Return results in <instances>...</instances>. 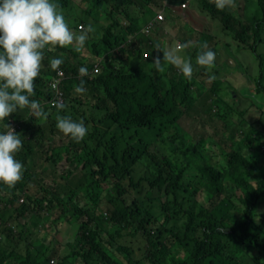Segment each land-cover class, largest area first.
I'll list each match as a JSON object with an SVG mask.
<instances>
[{"label": "trees", "instance_id": "16d2710c", "mask_svg": "<svg viewBox=\"0 0 264 264\" xmlns=\"http://www.w3.org/2000/svg\"><path fill=\"white\" fill-rule=\"evenodd\" d=\"M249 1L250 10L246 12L245 5L241 14V9L218 10L212 0H195L201 12L217 18L239 46L253 53L256 75L252 86L258 93L259 100L254 102L258 108L264 103V0ZM53 2L77 34L92 26L94 31L82 47L90 51L85 59L80 58L82 48L76 46L45 51L30 99L39 102L47 118H37L25 108L0 121V132L8 119L17 124L15 131L21 135L23 148L16 159L25 168L23 180L14 188L0 183V264L53 263L54 240L45 244L33 237L41 215L53 210H58L54 221L78 222L57 264L76 260L78 264H264V211L258 209L264 203V117L252 120L246 115L247 107L242 109L236 122L225 121L237 130L223 129V137L207 146L210 142L185 131L178 119L183 114L197 119L202 113L211 118L213 106L214 115L222 118L219 109L233 107L221 90H235L221 87L217 76L210 89L203 88L202 76L209 71L198 65L191 80L164 59L163 72L154 67L153 58L160 55L143 28L164 9V3ZM152 3L162 7L151 17H142ZM196 33L201 36L193 47L198 54L206 38L205 33L194 31L195 37ZM207 47L221 57L212 45ZM145 50L149 51L147 58L142 56ZM226 52L238 71L244 69L237 55ZM102 56L100 70L91 73L97 57ZM55 58L63 60L59 69L65 75L60 84L66 107L59 112L50 104L54 96L48 85L57 71L50 65ZM80 67L89 73L83 77L84 94L74 90L80 83ZM218 72L216 65L211 75ZM58 114L83 120L88 133L81 142L57 129ZM156 124L158 132L147 141V131ZM131 128L132 135L123 137V131ZM117 132L123 140L131 136L133 140L118 147ZM143 158L148 169L136 175L135 165ZM62 159L69 168L62 170L60 180L55 176L47 186L38 181L40 166ZM32 181L42 191L38 197L30 192ZM21 194L24 202H18ZM11 219L22 227L13 229Z\"/></svg>", "mask_w": 264, "mask_h": 264}, {"label": "clouds", "instance_id": "9594fccd", "mask_svg": "<svg viewBox=\"0 0 264 264\" xmlns=\"http://www.w3.org/2000/svg\"><path fill=\"white\" fill-rule=\"evenodd\" d=\"M212 2L221 11L237 7L236 0ZM183 3L186 4L184 7L186 8L187 3L184 1L181 4ZM160 11L163 12V9ZM93 31L89 25L79 34L74 32L59 10V5L53 0H0V121H5L12 113H17L18 109L25 108L30 109L37 118L46 119L47 113L39 102L30 99L35 94V82L44 66L45 51H55L57 47L82 48ZM196 46L193 41L176 42L163 50V59L179 70L187 80H191L194 67L191 57L186 55V50ZM156 47L159 49V45ZM199 47L201 51L196 56V65L211 71L215 66L216 53L208 49L206 43ZM102 58L103 56L97 57L90 68L91 73L95 64H99L100 70ZM62 63L61 58L50 61L53 70L59 69ZM153 64L158 71L165 70L161 66L159 56L153 58ZM78 72L81 79L74 90L77 94H84L86 88L83 77L89 74L88 69L80 67ZM215 78L214 75L209 76V81ZM232 94L234 96L233 92ZM54 107L59 112L66 105L57 102ZM8 123L9 119L0 132V183L12 189L23 180L25 168L23 163L16 159L17 153L23 148L21 135ZM56 127L64 136L70 137L76 143L81 142L88 133L83 120L75 121L71 116L58 114Z\"/></svg>", "mask_w": 264, "mask_h": 264}, {"label": "rangeland", "instance_id": "374dc122", "mask_svg": "<svg viewBox=\"0 0 264 264\" xmlns=\"http://www.w3.org/2000/svg\"><path fill=\"white\" fill-rule=\"evenodd\" d=\"M78 1L79 0H74V2H78ZM159 1L161 3H165V7L163 9L165 20L162 23L166 27V31L164 30L160 31L161 25H155L144 35L150 36L151 39H153V37H156L158 33L161 34V37H163L164 39L163 41L158 42L154 40V44L156 46L159 45V49L158 48L157 49L160 57L163 56V50L167 49L166 43L173 44L176 43V41H178L179 43H185V41L188 38H190L189 41L198 42L199 39H201V36L198 38L197 33H196L197 37H195L194 30H192L190 27V23H192V25L195 26L196 29L205 33L204 35L206 38L205 40L207 46L208 44L212 45L215 48L216 52L222 54L220 55L221 57L216 56L217 63L215 64L214 68L211 71H209L207 75L202 76V81H203L202 87L203 88L205 87V89H210L211 86H213L212 81H209V76H212L211 74H213V72L216 70V65H217L220 71H227L229 74L228 77L226 74L220 75V78L227 77L226 80L221 81V87H224V89L225 87H228L235 90V91H231L229 89L227 91L221 90L223 98L225 97V100L227 102L231 101V105L233 107V110H227V111H225V108H223L222 110L219 109L220 115H223L222 118H220L219 115L217 114L214 115V110H216V106H213L212 108L213 116L211 118L205 113L199 115L201 117H198L197 119L192 118L190 115L183 114L178 119L180 126L188 133L190 132L195 138L206 139L207 140L206 142H210L207 143L208 144L207 146H210L212 140L218 139L220 135L222 136L221 132L223 131V129L226 131H229L231 129V132H235L237 130V127L235 126L225 125V121H227L230 118L232 121L236 122L238 112L241 111L242 109L247 107L246 115L250 114L252 116V120L253 119L257 120L260 117H264V103L262 104V106H260L261 108L260 107L257 108L254 104V102H258L259 99H258V93L253 90V86H252V83L254 81L253 76L256 75L254 71V67L256 66V63L255 60L253 59V53L250 52V50L246 46L244 45L239 46L236 43V41L233 39L231 33L227 32L222 27L221 22L217 18L207 17L203 14V12H200V10H198L199 4L197 5V2H195V0H191V4L193 5L189 4L188 8L186 7L187 9L184 8L188 10V12L185 13L184 12L185 10L184 11L182 10L183 13H181L180 15H175L169 10L168 4H166L169 0H159ZM181 3H176V5H180ZM236 3H237L236 8L234 9L226 8L224 10L227 11L230 10L231 12H238L241 9L239 12L243 14L244 13L243 6L245 5H246V12L250 10L251 2L249 0H236ZM169 4L174 5L171 2H169ZM194 4L197 5L198 7L195 6ZM147 6L148 7H146L147 8L146 12L142 15V17L145 18L151 17V15L154 12H156L158 9L160 10V8L162 7V6L158 7L157 5H155V3L149 4ZM166 12H167V16H166ZM101 19L102 16L99 18V20ZM190 34L191 35L194 34L193 38L191 37ZM212 37L214 38V40L212 43H210L209 41H211ZM226 41H229L227 46L224 45ZM89 51L90 50L88 49L86 50V48H82L80 51L81 52L80 58L82 59L88 58ZM145 51L146 53H148L149 56V51L148 50ZM192 51L193 54L190 53L189 56L190 57L192 56L193 67L196 68L197 65L195 59L197 54H195L196 51L194 48L192 49ZM226 51H230L233 54L237 55L239 61L241 62V65L244 66V69H242L241 67V70L238 71L236 62L231 57H228ZM148 56L143 58H147ZM219 58H223L229 64L224 60H223L224 63L221 62L220 64H218L220 61ZM245 64L246 66L248 65L247 67L250 69L246 70L245 68L247 67H245ZM234 78L236 79L237 82L235 81ZM232 80L235 81V84H232ZM232 92L234 93V96ZM226 94H228L229 96L232 95L233 97L231 98L229 96H225ZM207 105L208 106L210 105L209 101ZM4 126L5 124L2 125V129ZM258 126L261 127V125L259 124ZM132 132H133V128H131L130 130L123 131V137L124 135L126 136L130 134L132 135ZM157 132H158V125L156 124L154 127H152L147 131V134L145 135L146 140L148 141L149 139H151L154 136V134ZM117 135L119 136V143L117 145L118 147H122L123 145H125V140H131V141L133 140L132 136L129 139L124 138L123 140V137H121V134L119 132H117ZM119 154L121 155V153ZM147 165H148L147 160L145 158L141 159L140 164L135 165L136 175L143 173L145 168L148 169ZM67 168L69 167L65 159L55 160L54 162L50 160L37 169V175H38L37 179L46 186L47 184L52 185L51 183L52 179H54V177L57 176V180H60L59 175L62 174V170L65 171L67 170ZM86 174L88 175L89 173L86 172ZM187 178L188 177H186V179ZM37 187H38L37 184L34 181H32L30 192H32L33 195L38 197L42 194V191L38 190ZM18 198H23V202L25 200L24 194H21ZM258 206H259L258 209L260 211H264V203L261 202ZM102 208L104 207H100V211L104 212L103 213L104 215L106 213L105 210ZM57 214H58V210L56 211L53 210L51 214H49V211H46L41 215L40 223L35 228H33V237H36L39 240H43L45 244H48L49 242H52L54 240V247L56 250V254H53V256L51 257L53 258L54 261L53 263L50 262V264H57V257L59 255V252L67 250L66 243L67 241H71L73 239V236L78 226V222L72 223L62 220L54 221V218L57 216ZM47 217L48 219H46ZM10 221H11L10 224H13L16 230L22 227L19 224L15 223L12 219ZM46 233L48 235H45ZM49 235L51 236L49 237ZM118 257L122 259L119 255ZM77 262H78L77 260L76 262L74 261V264L79 263Z\"/></svg>", "mask_w": 264, "mask_h": 264}, {"label": "built area", "instance_id": "2783aa9c", "mask_svg": "<svg viewBox=\"0 0 264 264\" xmlns=\"http://www.w3.org/2000/svg\"><path fill=\"white\" fill-rule=\"evenodd\" d=\"M186 6L185 3L181 4V7L184 8ZM164 21V14L162 11H158L155 16L151 19V21L148 23V25H146L143 28V32L146 33L150 30V28H153L155 25H158L160 22ZM79 28H81V26H78ZM147 54L146 52L143 53V57H146ZM99 70V64H95L93 69H92V73H97ZM64 73L61 69H57L55 77L52 81L49 82V90H51L52 94H53V98L50 101L51 105H55L57 102H63V100H65V95L63 93V90L61 89V80L64 78ZM8 125H10L14 130L17 128V124L12 121L11 119H9V123ZM5 131H7V127L5 129ZM4 131V132H5ZM23 198H19L18 202H22ZM9 225L13 228L16 229L15 226L13 224Z\"/></svg>", "mask_w": 264, "mask_h": 264}, {"label": "crops", "instance_id": "0c3cea01", "mask_svg": "<svg viewBox=\"0 0 264 264\" xmlns=\"http://www.w3.org/2000/svg\"><path fill=\"white\" fill-rule=\"evenodd\" d=\"M186 2L187 3V8H188V6H189V4H190V2H189V0H183L182 2ZM165 4V3H164ZM166 4H168V8H169V10L172 12V13H174L175 15H180L181 13H183L182 12V10L185 12V13H187L188 12V10H186V9H182L181 7H180V5H176V4H174V5H170L169 4V2H167ZM198 7V6H197ZM198 10H200V12L202 11L201 9H200V7H198ZM204 14V13H203ZM205 15V14H204ZM166 16H167V12H166ZM206 16V15H205ZM208 17V16H207ZM190 27H191V29L192 30H194V31H197L198 29H196V27L195 26H193L192 25V23H190ZM162 30H164V31H166V27L163 25V23L161 24V28H160V31H162ZM199 31V30H198ZM153 39L154 40H157L158 42L160 41H163L164 39H163V37H161V34L160 33H158L157 34V36L156 37H153ZM175 42V41H174ZM176 42H178V41H176ZM166 43V42H165ZM174 44V43H173ZM173 44H170V43H166V46H167V48H170L171 46H173ZM220 49V48H219ZM189 54H190V52L188 51V49H187V51H186V55L187 56H189ZM220 55H222V54H220ZM160 57V56H159ZM161 58V60L163 59V56L162 57H160ZM220 59V61H219V63L218 64H220L221 63V61H222V59L223 58H219ZM215 72V71H214ZM222 74H226L227 75V77H228V72L227 71H220V72H218V73H215V76H217L221 81H223V80H226V78H220V75H222ZM19 199V198H18Z\"/></svg>", "mask_w": 264, "mask_h": 264}]
</instances>
